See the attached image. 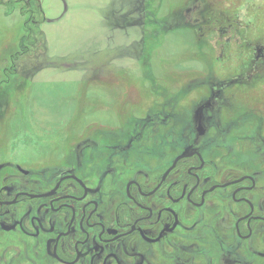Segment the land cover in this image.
Here are the masks:
<instances>
[{
    "label": "flooded vegetation",
    "instance_id": "af4514ba",
    "mask_svg": "<svg viewBox=\"0 0 264 264\" xmlns=\"http://www.w3.org/2000/svg\"><path fill=\"white\" fill-rule=\"evenodd\" d=\"M163 1L132 0L129 13L121 0L118 9L120 31L142 28L133 59L149 82L147 100H119L126 87L105 86L117 97L111 122L74 118L36 156L0 150V264H264V98L252 96L264 81V39L249 41L250 23L224 17L211 0L167 2L157 18ZM180 28L203 45L215 31L223 50L197 51L204 68L157 81L144 47ZM27 39L1 63L11 60L1 71L0 113L7 91H22L11 78L32 69L12 64L26 56ZM94 70L107 82L118 72Z\"/></svg>",
    "mask_w": 264,
    "mask_h": 264
},
{
    "label": "rangeland",
    "instance_id": "374dc122",
    "mask_svg": "<svg viewBox=\"0 0 264 264\" xmlns=\"http://www.w3.org/2000/svg\"><path fill=\"white\" fill-rule=\"evenodd\" d=\"M28 1L34 6H30V10L26 11L21 9L22 0H13L8 6L0 4V89L4 88L2 85L5 83L1 71L4 67L10 68L11 60L1 63L6 58L7 51L14 47L24 33V27L29 29V41L26 44L28 47L24 48L21 44L20 50L30 54L36 49L42 55L38 36L35 35V39L31 36L34 32L32 29L40 23L39 28L44 34L46 58L50 66L42 69L40 62L46 59L41 58V61L36 59L37 68H34V62L30 59L32 57L27 56V53L24 57L22 54L13 57V69L22 70L26 64L31 66L27 68L28 65L25 69H32L28 74H23L22 78L18 75L11 78L12 83L21 84L22 91L8 90L4 96L6 107L4 106L0 113L2 117L0 150L7 149L21 156L32 157L39 154L38 150L43 152L46 148L52 147L53 138L66 133L74 118L93 124L111 122L110 119L115 110H118V106L115 101L117 97L112 99L108 88L124 86L126 87L124 97L118 98L119 100L144 102L147 100V92L143 89L149 82L142 76L139 78L146 83L143 84V80L140 82L138 76L142 67L139 69L140 66L133 59L139 56L135 43L139 40L142 28L128 27L120 31L125 26L120 14L122 11H118L123 5L121 0ZM131 1L126 0L123 11L131 12L129 5ZM167 2L174 0L163 1L162 8L155 11L157 18L170 10ZM211 2L224 10V17L230 18L237 14L239 19L250 23V32L253 33L252 36L246 34L248 38L251 37L249 41L264 39V0H211ZM157 5L161 6L160 2H157ZM38 7L42 16L37 13ZM212 8V5L207 7V16ZM145 28L149 29L147 25ZM224 29L219 27L217 31L221 32ZM217 38L218 34L214 31L207 37L209 42L203 45L196 40L190 29L180 28L179 31L161 35L156 43H152L151 50L147 45L144 51L148 55L147 60L154 71V76L159 81V77L164 79L168 71L174 73L173 70L176 69L194 71L204 68L202 61L196 59L195 55L201 50L217 56L223 50L221 48L223 44L215 43ZM42 40L43 38L40 41ZM117 45L121 47L117 49ZM107 48L110 49L109 52ZM116 53L132 58L119 59ZM38 57L39 54L35 58ZM203 61L212 68L224 69L229 66V63L222 64L221 61L214 63L212 59ZM169 62L172 63L168 64ZM107 64L119 72H113L110 82L105 80V74L93 75L95 67ZM32 70L35 71L31 74ZM170 82L176 84L177 77L171 78ZM257 86L253 89L252 96L264 98V81L258 82ZM136 89L139 91H135ZM8 138L16 140L6 142Z\"/></svg>",
    "mask_w": 264,
    "mask_h": 264
},
{
    "label": "trees",
    "instance_id": "16d2710c",
    "mask_svg": "<svg viewBox=\"0 0 264 264\" xmlns=\"http://www.w3.org/2000/svg\"><path fill=\"white\" fill-rule=\"evenodd\" d=\"M36 10H37L38 15H41V16H42L41 11L39 10V7H38ZM39 27H40V23H39V25H38L36 28L32 29L34 32L31 34V36H32L34 39H35V35L38 36L39 43H40V47H41V50H42V55H41V53H39V51H36V49H35V50H33V52H31L32 55H31L30 57H32V58H30V59H32L31 61L34 62V66H33V67H34V68H37V67H36V66H37V61H36V59L39 60V61H41V58H45L46 60L40 62V66H41V68L43 69V68H46V67H48V66H50V65H49V63L47 62V58H46V56H47V55H46L47 46L45 45L44 34H43V32L41 31V29H40ZM38 32H39V34H37ZM22 35H25V36H27V37L29 38V29H28L27 27H24V33H22ZM41 38H43L42 41H40ZM28 41H29V39H27V42H26V43H28ZM30 41H32V38L30 39ZM35 43H36V42H35ZM34 47H36V44H34ZM25 48H26V47H25ZM23 52L26 53V51H24V50H23ZM27 53H28V52H27ZM38 54L40 55V57L35 58L36 55H38ZM28 65H29V66H28ZM27 66L30 67L31 64H27ZM41 68H38V69H41ZM34 71H35V70H32L30 73L32 74Z\"/></svg>",
    "mask_w": 264,
    "mask_h": 264
}]
</instances>
